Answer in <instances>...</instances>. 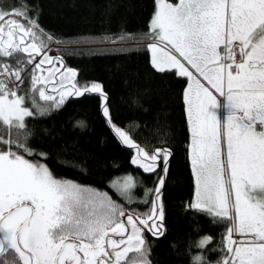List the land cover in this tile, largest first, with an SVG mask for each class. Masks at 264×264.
I'll list each match as a JSON object with an SVG mask.
<instances>
[{
  "label": "snow or ice",
  "instance_id": "obj_1",
  "mask_svg": "<svg viewBox=\"0 0 264 264\" xmlns=\"http://www.w3.org/2000/svg\"><path fill=\"white\" fill-rule=\"evenodd\" d=\"M34 29L43 31L27 0L0 6V76L18 82L9 92L0 80V264H151L143 233L164 234L168 150L149 153L112 125L137 153L134 165L146 173L160 169L156 187L145 191L153 196L150 211L136 216L107 192L57 179L45 164L20 154H34L26 118L59 110L72 96L99 93L107 100L100 84H79L75 70L46 54L47 43ZM149 31L156 41L148 46L152 67L190 81L183 94L196 182L190 209L213 223L228 222L217 264H264V0H156ZM102 114L111 124L106 103ZM136 186L131 175L109 185L127 202L135 201ZM211 243V236L189 240L190 264H210Z\"/></svg>",
  "mask_w": 264,
  "mask_h": 264
},
{
  "label": "trees",
  "instance_id": "obj_2",
  "mask_svg": "<svg viewBox=\"0 0 264 264\" xmlns=\"http://www.w3.org/2000/svg\"><path fill=\"white\" fill-rule=\"evenodd\" d=\"M177 2V0H168ZM36 9L47 50L57 51L65 68H72L79 84L98 83L107 97L111 124L102 114L99 94L68 97L59 110L26 118L33 127L27 141L33 155L26 159L45 164L57 179L107 192L125 210L142 215L151 208L153 196L146 190L156 187V172L147 174L132 164L135 152L124 147L112 125L151 153L156 148L171 153L165 188L162 192L163 238L143 233L150 249L151 264H190L185 248L189 240L211 236L207 253L210 264L222 259L223 237L227 221L212 222L203 212L190 209L195 194L191 164V132L183 102L187 80L174 70L157 72L151 65L148 41L150 21L156 0H27ZM18 0H0V6L12 7ZM53 39L48 41L47 35ZM137 37L111 42L118 35ZM55 42L58 45L52 46ZM63 45V46H60ZM31 65L23 73L27 87ZM15 90L18 82L14 80ZM83 121L84 128L75 127ZM163 134V135H162ZM46 153V158L36 153ZM131 175L137 186L134 202H127L109 187L116 178ZM147 201V202H145ZM199 231H195V229ZM172 245L176 247L173 248ZM195 253L196 249L192 250ZM134 254H131V258Z\"/></svg>",
  "mask_w": 264,
  "mask_h": 264
},
{
  "label": "water",
  "instance_id": "obj_3",
  "mask_svg": "<svg viewBox=\"0 0 264 264\" xmlns=\"http://www.w3.org/2000/svg\"><path fill=\"white\" fill-rule=\"evenodd\" d=\"M46 54H48V55H50V56H52V57H58L62 62H63V67H65V62H64V59L59 55V53L57 52V51H50V52H46ZM37 60H38V57H37ZM58 66H60V65H58ZM91 94H99V93H91ZM99 95H101V94H99ZM72 97H76V96H72ZM106 103V101H104L103 100V105H102V108H103V106H104V104ZM116 135V134H115ZM117 137V136H116ZM118 138V137H117ZM118 140L120 141V139L118 138ZM120 143L124 146V147H126V148H130V147H128L127 145H125V144H123L121 141H120ZM132 149V148H131ZM156 149H161V148H156ZM134 150V149H133ZM155 150V149H154ZM167 150V149H166ZM169 151V150H168ZM134 152H135V150H134ZM171 156V155H170ZM170 156L168 157V161H169V159H170ZM133 159H137V153L135 152V155H134V157H133ZM132 159V160H133ZM133 164V163H132ZM134 165V164H133ZM135 167H137V168H140V169H142L141 167H138L137 165H134ZM143 170V169H142ZM146 173V172H145ZM150 173H153V172H148L147 174H150ZM164 188H165V185H164V187H163V189L161 190L162 192H163V190H164ZM127 212H129V211H127ZM131 213V212H130ZM131 214H133L134 216H136L134 213H131ZM162 223H163V232H164V234L163 235H161V236H159V238H157V237H155V236H153L150 232H148L147 230H145L144 232L145 233H148L150 236H152L154 239H160V238H163L164 236H165V233H166V227H165V225H164V222L162 221ZM131 254V253H130ZM129 254V255H130Z\"/></svg>",
  "mask_w": 264,
  "mask_h": 264
},
{
  "label": "rangeland",
  "instance_id": "obj_4",
  "mask_svg": "<svg viewBox=\"0 0 264 264\" xmlns=\"http://www.w3.org/2000/svg\"><path fill=\"white\" fill-rule=\"evenodd\" d=\"M152 18H153V17H152ZM151 20H152V19H151ZM151 41H153V40H151ZM60 46H63V45H60ZM47 51H49V50H47ZM38 59H39V57H38ZM49 66H51V65H49ZM56 66L59 67L58 65H56ZM1 79H3L4 84L7 86V91L11 92L10 89H12V90L15 91V85H14V82H13L12 79H9V81H10V82H9L10 85L8 84V82H6V80H5L4 78H1ZM1 79H0V80H1ZM7 80H8V78H7ZM8 86H10V87H8ZM102 90H103V89H102ZM103 94H104V91H103ZM104 101H105V100H104ZM127 176H128V175H127ZM125 177H126V176H123V177H120V178H116L115 180H117V179H121V180H122V179L125 178ZM115 180H114V181H115ZM114 181H113V182H114ZM113 182H112V183H113ZM108 195L111 196L110 194H108ZM111 198H112V197H111ZM112 199H113V198H112ZM113 200L116 201L115 199H113ZM116 202H117V201H116ZM130 212H131V211H129V212L126 211V214H131V213H133V212H131V213H130ZM134 214H135V213H134ZM131 215H133V214H131ZM135 215H139V214H135ZM133 216H134V215H133ZM234 238L237 239V240H239V239H240V236L237 235V236H234ZM116 239H119V237H116Z\"/></svg>",
  "mask_w": 264,
  "mask_h": 264
},
{
  "label": "crops",
  "instance_id": "obj_5",
  "mask_svg": "<svg viewBox=\"0 0 264 264\" xmlns=\"http://www.w3.org/2000/svg\"><path fill=\"white\" fill-rule=\"evenodd\" d=\"M168 2H170V3H173V4H177L178 2H179V0H177V2H171V1H168ZM154 42H156V41H148V46L149 45H151L152 43H154ZM150 54H151V52H150ZM175 71V70H174ZM176 72V71H175ZM186 78V80H187V83H186V87H185V91L187 90V88H188V84L190 83V81L187 79V77H185ZM206 83V82H205ZM207 86V85H206ZM184 91V92H185ZM219 99H221L222 100V98L221 97H218ZM223 115H224V112H221V116L223 117ZM190 126V125H189ZM190 155H191V149H190ZM194 179H195V177H194ZM195 200H196V182H195V194H194V197H193V200H192V202H191V204L192 203H194L195 202Z\"/></svg>",
  "mask_w": 264,
  "mask_h": 264
}]
</instances>
